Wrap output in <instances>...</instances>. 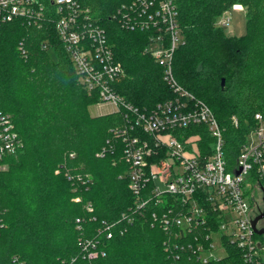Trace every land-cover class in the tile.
Returning <instances> with one entry per match:
<instances>
[{
	"label": "trees",
	"instance_id": "1",
	"mask_svg": "<svg viewBox=\"0 0 264 264\" xmlns=\"http://www.w3.org/2000/svg\"><path fill=\"white\" fill-rule=\"evenodd\" d=\"M130 1L85 3L123 67L116 92L127 104L150 109L173 94L162 68L145 53L149 34L125 30L112 18ZM175 1L183 33L175 76L214 112L232 170L250 129L258 125L255 115L264 120V0ZM235 5L246 14L247 33L240 37L217 25ZM99 103L98 94L81 84L54 28L15 21L0 29V114L11 119L22 144L16 155L0 161L5 166L0 170V264L15 258L17 264H264V256L245 261L226 236L224 257L200 261L195 248H208L206 236L219 230V219L214 216L186 235H176L174 226L168 232L153 214H162L174 197H166L164 206L150 202L126 225L121 216L137 198L129 189L125 145L114 135L125 124V111L92 116L89 109ZM182 134L199 135L203 158L212 154L214 140L206 127ZM112 222L127 231L120 234L116 227L107 240L101 233L104 223ZM255 238L264 243V236ZM81 240H99L106 255L89 258Z\"/></svg>",
	"mask_w": 264,
	"mask_h": 264
},
{
	"label": "built area",
	"instance_id": "2",
	"mask_svg": "<svg viewBox=\"0 0 264 264\" xmlns=\"http://www.w3.org/2000/svg\"><path fill=\"white\" fill-rule=\"evenodd\" d=\"M85 1L0 0V29L15 21H24L39 29L54 28L84 88L89 93L96 92L100 103L111 104L114 112L125 111V124L115 130L114 135L125 145L123 155L128 165L129 189L137 201L121 216L122 221L130 225L133 215L141 213L150 202L164 206L166 197H174V203L167 204L162 214H153L168 232L174 226L179 231L176 235H186L212 221L214 216L219 219V230L206 236L208 248L200 245L195 248L200 261L206 263L219 258L215 255L214 234H220L219 244L224 256L222 237L226 236L238 247L245 261L263 257L264 243L255 238L252 226L264 209L262 116L255 115L258 125L250 129L235 168L229 170L224 155L223 129L214 112L180 84L174 73L175 54L183 43L175 0H132L123 3L112 16L125 30L149 34L145 53L162 68L163 81L173 94L172 99L150 109L141 110L127 104L114 88L124 74L123 67L114 56L100 19ZM232 10L244 9L235 5ZM230 12L219 19V27H229ZM233 122L238 127L236 118ZM200 126L206 127L214 140L213 152L206 158L198 148L200 136L187 138L182 134ZM21 146L11 119L0 114V161L16 155ZM4 168L1 163L0 170ZM236 171L240 174L235 175ZM87 210L92 211L91 205ZM76 223L80 224V219H76ZM118 223H104L101 234L110 240ZM126 231L117 227L115 232ZM100 243L99 240H81L89 258L106 255ZM10 264H17V259Z\"/></svg>",
	"mask_w": 264,
	"mask_h": 264
},
{
	"label": "rangeland",
	"instance_id": "3",
	"mask_svg": "<svg viewBox=\"0 0 264 264\" xmlns=\"http://www.w3.org/2000/svg\"><path fill=\"white\" fill-rule=\"evenodd\" d=\"M230 16V25L229 27H224L223 31L228 36H244L247 33V21L246 14L244 11L232 10L229 13ZM115 108L111 104L100 103L95 106H92L89 111L92 116H99L104 114H110L114 112ZM254 138V136H253ZM264 223V222H262ZM262 225V224H261ZM228 233H231V229L228 228ZM225 230V232H227ZM220 234L213 235L214 246L216 248L215 255L216 257H224V250L220 248L219 244Z\"/></svg>",
	"mask_w": 264,
	"mask_h": 264
},
{
	"label": "water",
	"instance_id": "4",
	"mask_svg": "<svg viewBox=\"0 0 264 264\" xmlns=\"http://www.w3.org/2000/svg\"><path fill=\"white\" fill-rule=\"evenodd\" d=\"M224 84H225V81L222 80V87L224 86ZM239 174H240V171L235 172V175H239ZM263 202H264V198H263ZM263 219H264V209L252 222L254 232L258 236H264V227L258 226L259 222L262 221Z\"/></svg>",
	"mask_w": 264,
	"mask_h": 264
},
{
	"label": "flooded vegetation",
	"instance_id": "5",
	"mask_svg": "<svg viewBox=\"0 0 264 264\" xmlns=\"http://www.w3.org/2000/svg\"><path fill=\"white\" fill-rule=\"evenodd\" d=\"M262 222H264V219L262 220V221H260V223H259V226L260 227H264V223H262ZM262 224V225H261Z\"/></svg>",
	"mask_w": 264,
	"mask_h": 264
},
{
	"label": "crops",
	"instance_id": "6",
	"mask_svg": "<svg viewBox=\"0 0 264 264\" xmlns=\"http://www.w3.org/2000/svg\"><path fill=\"white\" fill-rule=\"evenodd\" d=\"M242 11H244V10H242Z\"/></svg>",
	"mask_w": 264,
	"mask_h": 264
}]
</instances>
